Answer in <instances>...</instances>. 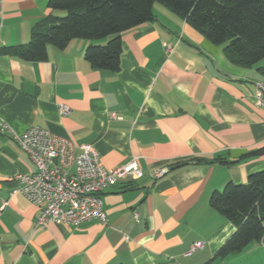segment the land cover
<instances>
[{"label": "crops", "instance_id": "1", "mask_svg": "<svg viewBox=\"0 0 264 264\" xmlns=\"http://www.w3.org/2000/svg\"><path fill=\"white\" fill-rule=\"evenodd\" d=\"M48 4L0 0V122L18 133L39 125L77 145L89 142L106 168L137 156L147 174L102 192L107 222L35 226L41 208L14 178L35 164L12 131L0 132V264H250L245 255L262 249L254 241L216 257L236 227L210 198L264 169V154L241 158L264 146V105L255 94L264 78L257 67L233 63L223 44L159 2L153 20L122 33L117 71L94 68L85 58L88 45L110 37L49 45L46 60L3 53L5 46L29 41L33 27L50 14ZM60 104L70 111L62 114ZM198 157L232 162L149 175ZM197 240L204 246L187 255Z\"/></svg>", "mask_w": 264, "mask_h": 264}, {"label": "trees", "instance_id": "2", "mask_svg": "<svg viewBox=\"0 0 264 264\" xmlns=\"http://www.w3.org/2000/svg\"><path fill=\"white\" fill-rule=\"evenodd\" d=\"M156 2L177 13L213 43L223 44L230 61L243 67L256 66L264 78V0H49L50 14L33 27L29 41L5 46L2 52L24 60H46L49 45L65 48L74 38L110 37L88 45L85 58L94 68L117 71L121 65L122 33L153 20ZM263 154L264 146L241 158ZM215 161L232 162L221 157H198L170 166L174 169ZM210 204L236 227L218 248L216 257L240 252L252 241H261L264 169L251 174L246 182H229L222 191L213 193Z\"/></svg>", "mask_w": 264, "mask_h": 264}, {"label": "built area", "instance_id": "3", "mask_svg": "<svg viewBox=\"0 0 264 264\" xmlns=\"http://www.w3.org/2000/svg\"><path fill=\"white\" fill-rule=\"evenodd\" d=\"M168 51L172 46L165 44ZM256 99L264 105V81L256 82ZM60 112L67 114L69 106L60 104ZM114 116L117 114L114 112ZM12 131L13 137L25 150L35 170L20 171L15 175L19 190L41 211L35 226H45L47 222L80 225L90 219L107 222L102 192L110 185L125 177L141 179L147 173L139 165L137 156L113 168H106L93 144L77 145L69 136L53 133L46 127L31 126L22 133L15 132L0 122V132ZM171 170L166 164L152 170L149 175L160 178ZM3 205L8 203L2 199ZM204 246V241H194L187 255Z\"/></svg>", "mask_w": 264, "mask_h": 264}, {"label": "rangeland", "instance_id": "4", "mask_svg": "<svg viewBox=\"0 0 264 264\" xmlns=\"http://www.w3.org/2000/svg\"><path fill=\"white\" fill-rule=\"evenodd\" d=\"M253 244H259L262 245V249L260 250V252L258 251L257 253H251L249 256L245 258L247 259V262L250 264H264V237L261 240V242H257L254 241ZM251 247H249L247 250V252H252V249H250Z\"/></svg>", "mask_w": 264, "mask_h": 264}]
</instances>
